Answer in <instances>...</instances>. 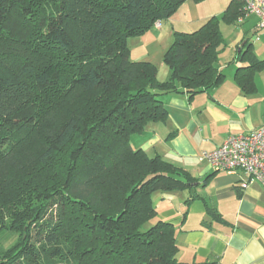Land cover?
Returning a JSON list of instances; mask_svg holds the SVG:
<instances>
[{
  "label": "trees",
  "instance_id": "1",
  "mask_svg": "<svg viewBox=\"0 0 264 264\" xmlns=\"http://www.w3.org/2000/svg\"><path fill=\"white\" fill-rule=\"evenodd\" d=\"M188 1L205 0H0V235L17 236L0 264H179L152 196L196 182L130 139L166 122L164 95L223 82L226 41L217 18L175 32L165 82L128 41ZM242 15L232 0L222 20ZM251 69L236 75L248 93Z\"/></svg>",
  "mask_w": 264,
  "mask_h": 264
},
{
  "label": "crops",
  "instance_id": "2",
  "mask_svg": "<svg viewBox=\"0 0 264 264\" xmlns=\"http://www.w3.org/2000/svg\"><path fill=\"white\" fill-rule=\"evenodd\" d=\"M184 21L188 26H200L197 30L206 23L198 5L188 1L170 19L160 22V28L154 27L138 38L140 51L130 49L132 61L156 65L158 80L168 81L171 73L162 58L175 32L189 33ZM254 27L253 40L237 36L220 54L224 74L220 85L194 96L184 91L164 95L166 122L149 123L130 139L134 150H142L151 158L161 157L196 182L185 191L152 196L157 219L176 229L179 264H264V188L253 183L244 189L242 173L217 171L200 160L202 153L217 150L229 136L247 135L264 127V32ZM146 41L152 42L151 47L160 46L158 63L146 51ZM242 49L253 59L241 62ZM244 67L252 68L253 89L249 93L236 78L238 69Z\"/></svg>",
  "mask_w": 264,
  "mask_h": 264
},
{
  "label": "built area",
  "instance_id": "3",
  "mask_svg": "<svg viewBox=\"0 0 264 264\" xmlns=\"http://www.w3.org/2000/svg\"><path fill=\"white\" fill-rule=\"evenodd\" d=\"M243 4V15L238 23L255 19V30L264 32V0H239ZM160 28V22L154 26ZM201 161L217 171L228 174L242 173L246 180L242 188L258 183L264 188V127L250 134L231 135L223 145L213 152H204Z\"/></svg>",
  "mask_w": 264,
  "mask_h": 264
},
{
  "label": "rangeland",
  "instance_id": "4",
  "mask_svg": "<svg viewBox=\"0 0 264 264\" xmlns=\"http://www.w3.org/2000/svg\"><path fill=\"white\" fill-rule=\"evenodd\" d=\"M231 1L232 0H205V1H202L199 3H196L199 7L201 19H204V21L207 22L211 18H217L220 21V28H221V31H222L223 36L225 38L227 47H230L231 45H233V41H235V39H237V36H241V37L246 36V39H250V40H253V38H255L253 31H251V29H253V24L256 23L255 19H253V18L248 19L246 21L247 24H245L243 26H238V27L237 26H229L223 22V20H222L223 12L226 11V9H227V7ZM189 21L190 20H188V22ZM185 22L186 21H184V23ZM205 22H202V23H205ZM186 24L187 23H185L184 27L187 29L186 32L189 31V33H193L194 31H197V29L200 27V26H198V28H195V27H197V25L192 27L191 24L189 26ZM170 27H171V25H170ZM175 27H176V29L179 30V27H177L176 25H175ZM179 31H184V30H179ZM241 37H239L238 39L240 40ZM138 38L139 37L131 38L128 41L129 48L130 49L132 48L134 50V52H136V49H138V52L140 51L139 49H140L141 45L139 46V44H138L139 43ZM145 44L146 45L149 44V48H147V46H146V51L150 53L152 60L156 61L158 63V61L161 59V56L159 53L160 46L157 45V47L156 46L151 47L152 42L149 43L147 41ZM254 46H256V44ZM130 58H131V56H130ZM131 60H132V58H131ZM16 240H17V236L10 234V233L0 235V251L11 247L16 242Z\"/></svg>",
  "mask_w": 264,
  "mask_h": 264
}]
</instances>
